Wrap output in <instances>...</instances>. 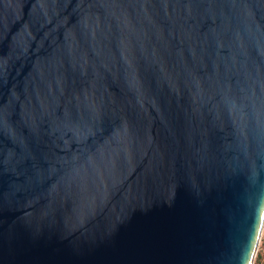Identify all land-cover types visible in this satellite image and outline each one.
<instances>
[{"label":"water","instance_id":"95a60500","mask_svg":"<svg viewBox=\"0 0 264 264\" xmlns=\"http://www.w3.org/2000/svg\"><path fill=\"white\" fill-rule=\"evenodd\" d=\"M264 0H0V264H253Z\"/></svg>","mask_w":264,"mask_h":264},{"label":"rangeland","instance_id":"374dc122","mask_svg":"<svg viewBox=\"0 0 264 264\" xmlns=\"http://www.w3.org/2000/svg\"><path fill=\"white\" fill-rule=\"evenodd\" d=\"M258 259L260 260L259 264H264V220H263V224L261 227L260 239L258 242V247L256 250V255L253 260V264H256Z\"/></svg>","mask_w":264,"mask_h":264},{"label":"trees","instance_id":"16d2710c","mask_svg":"<svg viewBox=\"0 0 264 264\" xmlns=\"http://www.w3.org/2000/svg\"><path fill=\"white\" fill-rule=\"evenodd\" d=\"M260 263V260L258 259V261L256 262V264H259Z\"/></svg>","mask_w":264,"mask_h":264}]
</instances>
